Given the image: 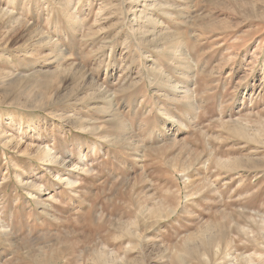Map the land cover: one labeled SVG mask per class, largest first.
I'll use <instances>...</instances> for the list:
<instances>
[{
    "label": "rangeland",
    "instance_id": "rangeland-1",
    "mask_svg": "<svg viewBox=\"0 0 264 264\" xmlns=\"http://www.w3.org/2000/svg\"><path fill=\"white\" fill-rule=\"evenodd\" d=\"M128 1L0 0V264H264V0Z\"/></svg>",
    "mask_w": 264,
    "mask_h": 264
},
{
    "label": "bare ground",
    "instance_id": "bare-ground-1",
    "mask_svg": "<svg viewBox=\"0 0 264 264\" xmlns=\"http://www.w3.org/2000/svg\"><path fill=\"white\" fill-rule=\"evenodd\" d=\"M107 3V2H106ZM121 3V2H120ZM129 3V4H128ZM128 3L126 2V4H128L127 5V9H126V12H125V10H124V12H125V17L126 18H128L129 20H128V25L129 26H131V27H135L138 23H139V21H140V19L142 18V16L144 15V13L146 12V7L144 8V2H143V0H129L128 1ZM109 4V3H108ZM108 4H107V6H108ZM148 4V3H147ZM146 4V5H147ZM187 4V3H186ZM195 4H196V2H195ZM67 6V5H66ZM106 6V5H105ZM112 6V5H111ZM157 6V5H156ZM109 7H110V5H109ZM126 7V6H125ZM183 7V6H182ZM115 8V7H114ZM151 8V7H150ZM160 8V7H159ZM106 9V8H105ZM161 9V8H160ZM7 12V11H6ZM167 12V11H166ZM116 13V12H115ZM169 16H171V15H169ZM122 18V17H121ZM124 21V20H123ZM122 21V22H123ZM151 23V22H150ZM149 23V24H150ZM135 30V29H134ZM142 31V30H141ZM146 31V30H145ZM147 32H149V31H147ZM154 32V31H153ZM150 34V33H149ZM156 34V33H155ZM175 34V33H174ZM179 34V33H178ZM165 35V34H164ZM138 37V36H137ZM140 37V36H139ZM159 38V37H158ZM171 38V37H170ZM175 38V37H174ZM178 40V39H177ZM151 41H153V39L151 40ZM168 41V40H167ZM174 42L172 41V44H173ZM166 44V43H165ZM173 46H174V44H173ZM172 46V47H173ZM169 47V46H168ZM174 48V47H173ZM172 48V49H173ZM170 52V51H169ZM185 57H186V55H185ZM184 58V57H183ZM165 79V78H164ZM46 83V82H45ZM94 94V93H93ZM27 99V98H26ZM89 99H90V97H89ZM63 100V99H62ZM52 102V101H51ZM1 133V132H0ZM11 139V138H10ZM12 141V140H11ZM34 147V146H33ZM40 147V146H39ZM38 147V148H39ZM42 148V147H41ZM40 150V149H39ZM49 150L50 149H48V153H46V155L44 156V158H46L48 155H50L49 154ZM51 151V150H50ZM40 152H41V150H40ZM47 152V151H46ZM55 155H50V159L51 160H55ZM48 159V158H47ZM46 159V160H47ZM45 160V159H44ZM53 163V162H52ZM2 225V224H1ZM1 230V229H0ZM2 231V230H1ZM3 232V231H2ZM0 234H2V233H0ZM106 255V254H105ZM109 256V255H108Z\"/></svg>",
    "mask_w": 264,
    "mask_h": 264
}]
</instances>
